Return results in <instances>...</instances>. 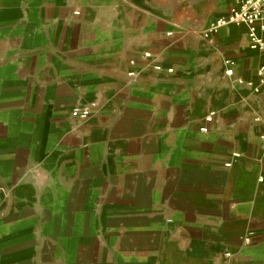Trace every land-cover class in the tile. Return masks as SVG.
Listing matches in <instances>:
<instances>
[{
  "label": "crops",
  "instance_id": "0c3cea01",
  "mask_svg": "<svg viewBox=\"0 0 264 264\" xmlns=\"http://www.w3.org/2000/svg\"><path fill=\"white\" fill-rule=\"evenodd\" d=\"M178 23L0 0V264H264V53Z\"/></svg>",
  "mask_w": 264,
  "mask_h": 264
},
{
  "label": "built area",
  "instance_id": "2783aa9c",
  "mask_svg": "<svg viewBox=\"0 0 264 264\" xmlns=\"http://www.w3.org/2000/svg\"><path fill=\"white\" fill-rule=\"evenodd\" d=\"M226 14L215 18L209 22V26L203 32V37L206 39L211 38L220 30L231 27H246L248 30L251 47L259 49L264 53V0H240L226 6ZM144 58L150 57V53L145 52ZM134 64V60H130ZM161 68V65L155 66V69ZM168 70H171L169 68ZM232 69L227 68L226 74H230ZM134 72H128L132 76ZM257 75L264 79V64L257 71ZM91 113V107L75 106L70 110V116H74L80 120H86ZM215 112L205 116V124L199 127L200 133L207 132V125L213 119Z\"/></svg>",
  "mask_w": 264,
  "mask_h": 264
},
{
  "label": "rangeland",
  "instance_id": "374dc122",
  "mask_svg": "<svg viewBox=\"0 0 264 264\" xmlns=\"http://www.w3.org/2000/svg\"><path fill=\"white\" fill-rule=\"evenodd\" d=\"M126 1L132 2V0ZM237 1L240 0H154V3L164 5L169 15L177 23L179 22V25L186 26L193 22L204 24L207 28L209 22L217 18L213 11L215 7L221 6L227 8L226 6Z\"/></svg>",
  "mask_w": 264,
  "mask_h": 264
}]
</instances>
